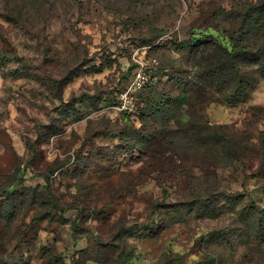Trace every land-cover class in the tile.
I'll use <instances>...</instances> for the list:
<instances>
[{
    "label": "rangeland",
    "instance_id": "rangeland-1",
    "mask_svg": "<svg viewBox=\"0 0 264 264\" xmlns=\"http://www.w3.org/2000/svg\"><path fill=\"white\" fill-rule=\"evenodd\" d=\"M36 1L0 0V264H264V72L190 56L262 46L259 0Z\"/></svg>",
    "mask_w": 264,
    "mask_h": 264
},
{
    "label": "trees",
    "instance_id": "trees-1",
    "mask_svg": "<svg viewBox=\"0 0 264 264\" xmlns=\"http://www.w3.org/2000/svg\"><path fill=\"white\" fill-rule=\"evenodd\" d=\"M34 2L38 3L36 0ZM253 14H257L259 17L255 23L260 27L264 26V0H259L254 6L246 9L243 17L247 20H254ZM242 29L243 27L240 28V30ZM240 37L236 39L235 43L248 42V38ZM242 49L241 52L234 53L233 50L229 51L211 39H201L191 46L190 56L193 58L199 53V56L192 60L194 61L193 67L199 68L207 74L202 75L208 78L207 85L219 90L222 85L235 83V75L238 73L239 66L258 67L260 71L264 72V44L256 46L253 51H248L247 45ZM212 77L215 81L212 80Z\"/></svg>",
    "mask_w": 264,
    "mask_h": 264
}]
</instances>
